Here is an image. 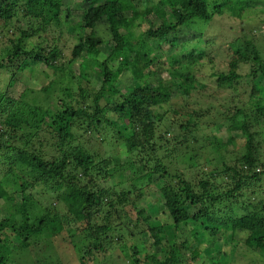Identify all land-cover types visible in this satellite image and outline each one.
I'll use <instances>...</instances> for the list:
<instances>
[{
  "label": "trees",
  "instance_id": "16d2710c",
  "mask_svg": "<svg viewBox=\"0 0 264 264\" xmlns=\"http://www.w3.org/2000/svg\"><path fill=\"white\" fill-rule=\"evenodd\" d=\"M227 1L0 0V41L6 42L0 72L9 75L0 87V264H61L57 256L53 263L42 260L40 244L51 237L59 243L64 233L81 237L75 240L78 264H90L94 253L110 250L122 236L130 264H140L139 253L157 264H243L248 256L250 264H264V98L251 100L264 77V38L256 40L254 32L264 15L244 16L257 5L264 12V0H239L237 19L224 27L231 38L216 41L228 52L227 70L210 73L214 86H197L198 63H212L207 48L215 41H205L204 28L214 27ZM72 7L80 14L67 55L63 35ZM155 10L165 17L159 25L135 33ZM197 19L206 24L193 27ZM246 65L249 73L242 75ZM19 72L36 84L25 81L13 96L6 88ZM40 74L46 79L38 83ZM245 77L248 104L238 105L234 94L218 108L193 96L215 98L218 89L236 90ZM122 79L133 81L130 90ZM224 120L241 140L198 136L202 123ZM120 143L123 157L112 150ZM185 159L190 174L178 167ZM150 187L159 192L156 201L145 195ZM158 213L171 224H156ZM189 224L190 235L182 236ZM201 233L211 238L200 248ZM216 237L231 241L232 250L216 251Z\"/></svg>",
  "mask_w": 264,
  "mask_h": 264
},
{
  "label": "rangeland",
  "instance_id": "374dc122",
  "mask_svg": "<svg viewBox=\"0 0 264 264\" xmlns=\"http://www.w3.org/2000/svg\"><path fill=\"white\" fill-rule=\"evenodd\" d=\"M67 1H69V0H67ZM240 7H242V4L239 0H228L227 2H225L222 5V8H223L222 10L224 11V14H222L221 16L216 15L214 20L212 21V25L214 27L211 28V26L208 25L204 28L206 30L205 41H206V38H212L215 41L211 47L209 46L207 48V51L209 52L208 56L210 55L212 57V63H210L207 58L201 59V61H199V63H198L199 64L198 66H201V68H200V71H197V76H198L197 78L199 80V82H197V84H198L197 86H200L203 82L208 84V85L214 86L215 85L214 80L216 78L214 76L210 75V73L213 70L214 71H226L227 70V61L229 59L228 52L223 46L218 44L216 41L220 40L221 44H223L224 43L223 40H226V39L229 40L231 38L229 33L224 32V30H225L224 27L227 28L228 26H230V24H233L235 22L234 19H237L238 16H236V14H237ZM255 8L257 10H259L261 8V6L257 5V7H255ZM255 8L253 9L254 10L253 13L249 12V11H251L250 10L251 8L247 9L248 11L244 10L245 14H246L244 16L248 17V19L250 21H251V19H254V18L260 19V17H263V15H264V12H262V13L257 12V10ZM71 11H72L71 18L69 20L70 26L68 27L66 32H64L63 40L65 39V41H64L63 46H62L63 50H64V54H67V55L70 52V47L72 46L73 39H74V37H72L74 34L72 31V28H73L74 24L76 22H78V18H79V14H80L79 11H74L73 7H72ZM247 12H248V14H247ZM161 18H165L163 16V13L161 11L155 10V13L153 12L150 14L149 17H147V19H146L147 21H145L142 28H132V29L135 33H140V32H143V30H145L148 27H157L160 23ZM205 24H206L205 21L198 20V19L192 23L193 27H195V28H202ZM245 27H247V26L245 25ZM219 28H221L223 31L218 30ZM234 31H238V29H234ZM254 32L256 33L255 34L256 40L264 38V35H263L264 34V24H261V27L257 31H254ZM51 33H52V29H49L47 31V35H46L47 39H49L52 36ZM98 33L99 34L102 33L100 28H98ZM195 33L198 34V32H196V31H195ZM10 34H11V31H9L7 34H4V36L5 35L9 36ZM2 35H0V37ZM172 38H173V34H169L167 37V40L163 44V48H167L169 46L170 40ZM259 42H261V41H259ZM4 43H6V42L4 39H2V41H0V47ZM191 44L194 45L195 41H192ZM261 46H262V52L264 54L263 43L261 44ZM161 56H162V53H160V52H157L155 55L156 58H160ZM25 70H26L25 72H31L30 68H26ZM240 72L242 75L249 73V67L247 65L243 66L241 68ZM168 74H169V72H168ZM164 76L167 77V73L164 72ZM17 79L18 80H16L13 83V85L8 86L6 88V90L13 96H18L19 92H21V90L28 83V81L25 78V75H21V72H19ZM35 79L39 83L46 78L42 74H40ZM8 80H9V75L6 74L5 71H1L0 72V87L2 89L4 88V86L6 85ZM122 80L125 83V86H123L124 91L130 90V86H132L134 84L133 81L132 80L129 81L127 79H122ZM25 81L27 83H25ZM249 82H250V77H245L242 79V83H240V86L236 90H234L235 88H227L225 90L224 89H221V90L218 89V92H216L217 94L213 93V95H215V98L213 97V98L208 99V96H207L208 93L196 94L193 96H196L197 98H199V100L201 102H210V103L213 102L214 105L218 108H220V102H222V98L230 97L231 95H234V94L236 96L239 95V97H237V104L238 105L241 104L242 100L246 101L248 104V102H250L248 95L251 93V85ZM28 84L31 86L34 85V87H35L36 83L32 79V81H29ZM214 90H215L214 88H211L210 92L212 93V92H214ZM219 92H221L222 94H219ZM258 92H261V95H258L259 94ZM194 94H195V92H194ZM251 94L253 96V97H251L252 102L256 101L257 98H264L262 96V95H264V77L263 76H259L257 78V83L255 84L254 91ZM57 95L60 96L61 92L58 91ZM238 99H239V101H238ZM182 100H183V98L181 96H177L174 98V101L178 102V103H182ZM196 104H193V107H196ZM228 124H229V122H227L226 120L221 121V122L214 124L212 126L211 125L207 126L206 124L202 123V126H200V130L198 131V136L203 137V136H206L207 134H209L211 136V133H212V134H215V135H217L219 137H223V138H226L229 135H233V136H236V138L238 140H241L243 137L240 136L241 134H239V132L228 133V130H227ZM112 150L115 154H118L119 156H122V157L125 156L124 148H122L121 143L113 145ZM184 152H186L185 148H182L181 150L179 149V156L181 158L185 154ZM203 155L202 156L198 155V158H199L198 161L202 160ZM225 159L227 160L228 156L227 157L225 156ZM183 163H189V161L187 159H185L184 162L181 161V163L178 164L179 169L185 170L186 172L188 171V173L190 174L189 170L187 169V167ZM158 194H159L158 190H155L154 188H151V187L149 189H147V191L145 193L146 197H148L151 201H156ZM50 200L52 202L53 201L55 202V199L53 197L50 198ZM154 217L156 218V221H155L156 224L168 223L170 225L172 222L170 219H168V217L165 213H158ZM140 224H142L143 229L147 228L146 225L143 224L142 222ZM120 225L122 226V228L124 230L123 224H120ZM191 227H193V226H191L190 224L186 225L183 227L184 230L182 232L179 231V233H181L182 236L186 235V237H187L190 235ZM165 234L161 233L160 237L164 238ZM144 235L146 236V233ZM168 235H170V234H168ZM179 235L180 234H178V236ZM200 235H201L202 241L200 242L199 247L201 248L204 245L208 244L207 242L210 241L211 237L208 236L207 234H203V233H201ZM141 236H143V235H141ZM141 236H139V238H141ZM182 236L180 238H182ZM64 237L69 238V236H67V234L64 233L58 238V240L60 241L59 243H57L56 237L42 239L40 247H41V250L43 251V253H45V256H43L44 259L42 258V260H44L47 263L48 262L53 263V260H55V257L57 256L58 258H61V264H78L79 263V260L81 259L80 256L82 255V252L79 250L77 251V249L80 246V243L76 242V241L78 240V238L80 239L81 237L80 236L75 237L76 241L74 240V238H72L73 240H70V238H69V241L68 240H62L61 238H64ZM125 239H126V237L122 236V238L118 240V242L121 241L120 243H117V244L112 243L111 246L109 247L110 250H108L104 253L101 251L94 253V255H93L94 257L92 258L93 261H89V263L90 264H130L131 259H132L130 257V256H132V251L124 244ZM191 240L192 239H190V241ZM66 241H68V242H66ZM193 242L194 241H192V244H193ZM149 243L150 242H148L146 244L148 245ZM127 245H130L129 240H127ZM190 245H191V243L190 244L188 243L187 246H190ZM213 246H214V249L216 251L217 250H223V251H227V252L231 251L232 247H233L231 241L230 242L220 241L219 237L215 238ZM73 249H76V250L74 251ZM21 254H24V253L22 252ZM23 257H24V255H23ZM137 257L140 258V260H141L140 264H157V260L150 259V261H149L147 259H144L143 254L139 253L137 255ZM250 258L251 257H249V256L245 257V260H243L242 263L243 264H250L249 263ZM189 260L192 263L190 258H189ZM13 263H14V261L12 259H10V261L7 262V264H13ZM21 264H29V262L27 260L26 261L24 260L21 262ZM236 264H238V263L236 262Z\"/></svg>",
  "mask_w": 264,
  "mask_h": 264
}]
</instances>
